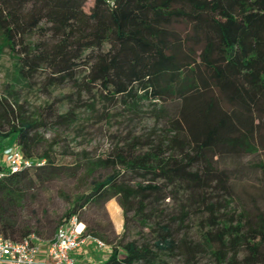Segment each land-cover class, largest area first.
I'll list each match as a JSON object with an SVG mask.
<instances>
[{"label":"trees","instance_id":"16d2710c","mask_svg":"<svg viewBox=\"0 0 264 264\" xmlns=\"http://www.w3.org/2000/svg\"><path fill=\"white\" fill-rule=\"evenodd\" d=\"M5 48L16 58L17 80L47 70L54 85L84 69L86 84L100 86L111 97L174 105L160 111L168 119V134L143 153L130 148L88 160L90 170L115 171L93 179L54 228L55 234L76 215L85 235L111 246L105 260L87 264H149L156 255L150 242L122 235L112 244L90 231L88 220L81 218L88 204L116 197L125 223L131 210L145 219L158 217L168 187L188 183L195 191L228 189L227 172L212 160L223 152L256 153L258 142L264 147V0H0V55ZM19 107L8 97L0 100V152L18 145L32 161L18 172L0 163V172L7 171L0 177V235L15 241L32 234L41 238L20 215L27 181L35 178L29 171L36 169V177L45 178L62 166L50 150L34 154L41 121ZM121 172L150 178L133 184ZM214 206L209 204L211 216ZM216 219V229L188 245V251L205 247L215 264H264L263 214L242 211L235 225ZM177 246L167 223L158 247ZM241 248L247 252L239 260Z\"/></svg>","mask_w":264,"mask_h":264},{"label":"rangeland","instance_id":"374dc122","mask_svg":"<svg viewBox=\"0 0 264 264\" xmlns=\"http://www.w3.org/2000/svg\"><path fill=\"white\" fill-rule=\"evenodd\" d=\"M15 63L16 58L5 48L0 55V100L8 97L16 107L20 105L19 112L41 121L34 154L50 150L62 164L60 169H52L54 175L45 178L36 177V169L29 171V178H35L31 184L27 181L24 207L20 211L27 224L40 232L41 239L47 240L54 236L55 227L64 221L63 215L76 197L90 190L93 179L115 171L112 167L90 170L88 160L114 156L130 148L143 153L150 143L168 134V119L160 111L163 107L173 110L174 105L148 98L134 104L129 97H111L100 86L86 84L84 69L54 85L47 80V70L39 71L31 79L17 80ZM64 113L69 114L60 118ZM258 146L256 153L223 152L212 160L227 172L228 189L195 191L188 188V183L177 189L168 187V196L158 217L146 220L142 212L131 210L127 212L125 223L123 208L116 197L105 203L88 204L80 217L88 220L90 231H98L112 244L122 235L140 243L150 242L156 255L149 264H215L207 248L188 251V245L194 246L204 239L207 231L216 229L217 223H212L215 216L218 224L235 225L234 219L236 221L242 211L264 215V147L260 142ZM5 161L0 152V163ZM121 177L133 184H145L150 178L135 172H121ZM210 203L215 205V216L210 215ZM167 223L178 242L175 250L158 247ZM108 245L98 248L107 253L111 250ZM246 252L241 248L238 259H243ZM106 258L107 255L104 260Z\"/></svg>","mask_w":264,"mask_h":264},{"label":"built area","instance_id":"2783aa9c","mask_svg":"<svg viewBox=\"0 0 264 264\" xmlns=\"http://www.w3.org/2000/svg\"><path fill=\"white\" fill-rule=\"evenodd\" d=\"M8 169L18 172L30 167L32 161L25 158L21 148L13 145L5 149ZM7 174L4 170L0 177ZM85 224L78 216L73 215L70 220L61 225L54 236L47 241L46 264H77L73 252L81 247L89 238L85 235ZM100 247L105 243L94 238ZM45 241L35 234L22 241H15L0 235V264H38V255L42 251L41 243Z\"/></svg>","mask_w":264,"mask_h":264},{"label":"crops","instance_id":"0c3cea01","mask_svg":"<svg viewBox=\"0 0 264 264\" xmlns=\"http://www.w3.org/2000/svg\"><path fill=\"white\" fill-rule=\"evenodd\" d=\"M49 240V239H48ZM45 240L41 243L42 251L38 255V264H46V247L47 241ZM98 245V243L94 240V238H89L81 247L76 249L73 252V256L75 257L77 264H87L90 262L96 263L104 260V257L110 253L103 251ZM103 251V252H102Z\"/></svg>","mask_w":264,"mask_h":264}]
</instances>
